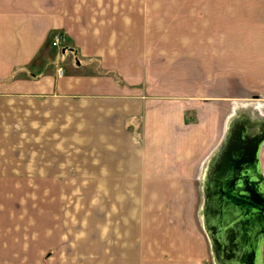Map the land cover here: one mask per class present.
<instances>
[{
	"label": "crops",
	"instance_id": "crops-1",
	"mask_svg": "<svg viewBox=\"0 0 264 264\" xmlns=\"http://www.w3.org/2000/svg\"><path fill=\"white\" fill-rule=\"evenodd\" d=\"M262 102L264 0H0V190L15 188V158L39 159L40 182L53 169L40 159L130 166L113 264L211 261L206 190L225 149L260 136L264 187ZM239 112L250 125L230 142Z\"/></svg>",
	"mask_w": 264,
	"mask_h": 264
},
{
	"label": "rangeland",
	"instance_id": "rangeland-1",
	"mask_svg": "<svg viewBox=\"0 0 264 264\" xmlns=\"http://www.w3.org/2000/svg\"><path fill=\"white\" fill-rule=\"evenodd\" d=\"M259 112L264 115V108ZM238 114L241 118L235 117L229 123L231 135L246 127L248 131L249 120H243L247 113ZM138 129L140 134V127ZM79 146L73 144L74 154L83 153ZM43 160L40 162L53 165V169L41 173L45 181H39V170H43L39 167V159L15 158V188L0 190V264H105L106 256V261L113 264L114 256L118 257L113 255L118 245V228L121 225L126 229L123 219L130 209L128 201L137 194L136 189L128 186L132 178L135 186L140 180L137 184L136 175L127 176L125 171L130 166L120 168L117 159L80 156ZM107 167L116 173H96L101 168L107 170ZM54 171H61L57 173L59 180L56 182L51 175L55 174ZM105 176L110 177L108 184L103 182ZM51 181L57 187L51 185ZM120 193L124 196L122 207L117 199ZM139 194L138 190V197ZM54 230H57V236ZM101 233L108 238L104 239V236L100 240ZM54 248L56 254L53 251L48 253ZM203 256L204 259L195 262L213 263V258L209 262L207 255ZM125 258L122 261H130Z\"/></svg>",
	"mask_w": 264,
	"mask_h": 264
},
{
	"label": "water",
	"instance_id": "water-1",
	"mask_svg": "<svg viewBox=\"0 0 264 264\" xmlns=\"http://www.w3.org/2000/svg\"><path fill=\"white\" fill-rule=\"evenodd\" d=\"M260 139L245 149H225V160L206 190V228L214 264H260L264 238V187L256 165ZM234 141L236 133L231 135L230 142Z\"/></svg>",
	"mask_w": 264,
	"mask_h": 264
},
{
	"label": "built area",
	"instance_id": "built-area-1",
	"mask_svg": "<svg viewBox=\"0 0 264 264\" xmlns=\"http://www.w3.org/2000/svg\"><path fill=\"white\" fill-rule=\"evenodd\" d=\"M61 43H62V37L59 34H55L53 36L52 46L58 47L60 46ZM57 73L59 76H61L63 74L62 68L59 67Z\"/></svg>",
	"mask_w": 264,
	"mask_h": 264
},
{
	"label": "flooded vegetation",
	"instance_id": "flooded-vegetation-1",
	"mask_svg": "<svg viewBox=\"0 0 264 264\" xmlns=\"http://www.w3.org/2000/svg\"><path fill=\"white\" fill-rule=\"evenodd\" d=\"M251 199L252 200H256L255 199V195L253 196H251ZM258 199H260V198H258ZM254 203V202H253ZM260 254H258V256L260 257V264H264V238H263V240H262V242H261V248H260ZM253 255H255V253L253 252L252 253Z\"/></svg>",
	"mask_w": 264,
	"mask_h": 264
}]
</instances>
